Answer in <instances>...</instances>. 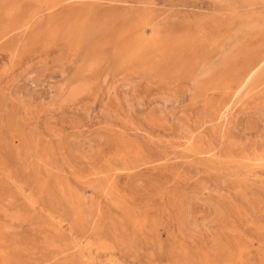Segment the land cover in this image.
<instances>
[{"label": "rangeland", "instance_id": "374dc122", "mask_svg": "<svg viewBox=\"0 0 264 264\" xmlns=\"http://www.w3.org/2000/svg\"><path fill=\"white\" fill-rule=\"evenodd\" d=\"M15 2L0 0L1 11L13 16L29 14L39 4V11H44L40 16L42 23L49 17L60 20L78 9L88 15L89 22H95L113 5L117 11L128 12V17L142 12L144 19L139 21H147V35H151L154 26L175 27L173 41L180 42V59L163 62L162 68H141L136 61L109 53L100 67L86 72V57L90 58L112 29L126 24V16L117 20L110 16L104 20L103 29L86 32L78 52L62 66V39L54 44L43 37L31 41V27L25 36L12 35L2 40L4 43L0 41V264H212L206 258L217 253L211 248L221 236L223 242L237 238L244 242L247 264H264V156L251 149L241 152L232 145L231 138L244 137L251 130L252 117L245 111L258 99L261 85L248 99L251 104H232L233 108L229 106L223 117L217 114L228 101L223 92L236 91L249 65L255 64L257 54L264 51V0ZM50 5L53 8L47 10ZM237 42L241 43L243 54L221 64L225 51ZM24 44H29L27 52L21 51ZM15 49H19L15 63L2 72L11 55L9 51ZM208 63H215L218 68L206 74ZM42 65L47 69L39 76L35 69ZM80 78L89 79L90 88L77 100L68 102L65 90ZM129 83L135 108L131 120L125 121L113 91L115 87L126 88ZM220 83L222 86L218 87ZM162 97L171 98L165 103L168 114L173 112L174 117L169 115L166 122L160 123L152 118L150 109L164 101ZM20 99L32 105V116L22 128L15 123ZM181 115H186L191 127L197 126L207 136L211 134L219 143L218 148L209 152L180 141L176 132ZM224 130L231 135L223 136ZM24 138L32 144L29 150ZM120 141L128 144L121 149L117 146ZM45 192L53 199L51 202ZM52 193H59L60 198ZM55 199H62L63 206L67 204L69 208L57 206ZM91 200L99 205H93ZM220 205L230 217H220ZM177 208L179 213L181 209L186 211L187 226L181 225ZM109 224L111 233L107 230ZM182 247L189 250L182 251Z\"/></svg>", "mask_w": 264, "mask_h": 264}, {"label": "bare ground", "instance_id": "6f19581e", "mask_svg": "<svg viewBox=\"0 0 264 264\" xmlns=\"http://www.w3.org/2000/svg\"><path fill=\"white\" fill-rule=\"evenodd\" d=\"M16 0H14L15 2ZM36 1V0H35ZM62 1V0H61ZM64 1V0H63ZM67 1V0H66ZM93 1V0H92ZM13 2V1H11ZM20 2V1H19ZM17 2V3H19ZM34 3V1H32ZM60 2V1H59ZM3 3V2H2ZM16 3V2H15ZM16 3V4H17ZM37 3V2H36ZM64 3V2H63ZM97 3V2H96ZM4 4V3H3ZM2 4V6L5 8V6ZM7 4V3H6ZM5 4V5H6ZM12 4V3H11ZM15 4V5H16ZM31 4V3H30ZM29 4V5H30ZM38 4V3H37ZM59 3H55L54 6L58 5ZM91 4V3H90ZM14 5V6H15ZM19 5H21L19 3ZM9 6V5H7ZM11 6V5H10ZM25 6V5H24ZM39 6V4H38ZM36 7L35 9L32 10V12H30L29 14H18L17 16H13L12 14L8 13V12H5L1 11L0 9V41L4 40L5 38L7 37H10L13 35H24L26 34V32L32 27L33 28V31L30 33V38H31V41H34L36 40L37 38H41L43 37L45 39L46 42L48 43H51V44H54L56 43L59 39L63 41V45H64V49L60 51V55H59V65H64L67 61H69L79 50L80 48V45L82 43V40H83V37L85 36V33L86 32H89V31H92V32H97L98 30H101L104 28V20L106 18H109L110 16L114 18V20H117L119 19L120 17H123V16H126V18L128 19L127 22L124 20V22H126V24H122L120 27L116 28V29H112L111 33H109L106 38H104L103 40H101L99 42V44L96 46V50L93 51L92 54H90V58L89 57H86L88 58L87 62L85 63V68L84 70L86 72H91L95 69H97L98 67H100V65L103 63V61L105 60V58L107 57V55L109 53H115L116 56H120L122 58H126V59H129V60H133V61H136L137 64H141V68H158L161 63H165L167 62L168 64V61H176L178 62L180 57L178 58V54H177V51L179 50V46H180V42H174L173 40V31L175 30V27H171L169 26L168 29H164L162 27H158V26H154L153 27V30H152V33L151 35H147L145 33V27L147 25V21H142L140 22L139 19H144L143 18V13L142 12H139L137 14H135L134 16L130 15V17H128V12L125 13V12H121L119 9V11L116 10V7H114L113 5V9L108 11L106 13L105 16H101V17H97V19L95 20V22H89V17L88 15H86L83 10L81 9H78V10H73L71 11L69 14L67 13V15L64 16V18H61L60 20H55V19H52V17H49L47 19V21L45 23H42L43 20H41L40 17L43 12L39 11V7ZM1 7V6H0ZM2 7V8H3ZM52 7V8H53ZM16 8V7H15ZM14 8V9H15ZM20 8V7H19ZM18 8V9H19ZM45 8V7H43ZM51 5L47 8V10H51ZM93 9V8H92ZM91 9V10H92ZM5 10V9H4ZM8 9H6L7 11ZM10 10V9H9ZM8 10V11H9ZM46 10V11H47ZM90 10V11H91ZM125 10V9H124ZM123 10V11H124ZM12 11V10H11ZM126 11V10H125ZM129 11V10H128ZM14 12V11H12ZM27 12V11H26ZM50 12V11H49ZM92 13V12H91ZM146 18V17H145ZM44 19V18H43ZM124 19V17H123ZM122 19V20H123ZM146 19H149V18H146ZM139 22H138V21ZM149 21V20H148ZM114 23V22H113ZM107 24V23H106ZM117 26V25H116ZM115 26V27H116ZM99 34V33H98ZM173 35V36H172ZM86 37H89V36H86ZM93 37V35H92ZM96 37V36H95ZM12 38V37H11ZM39 38V39H40ZM87 39V38H86ZM91 39V37H89V40ZM5 41V40H4ZM92 41V40H90ZM3 42V41H2ZM39 42V41H38ZM4 43V42H3ZM45 43V42H44ZM264 45V44H263ZM48 46V45H47ZM53 46V45H52ZM110 46H111V49H110ZM233 47L232 48H229L228 50L225 51L223 57L221 58V64H223L224 62H228V59L234 57V56H237V55H240V54H243L242 53V50H243V47L241 45V43L237 42L234 45H232ZM259 46H262L259 45ZM14 47V46H13ZM29 47V44H24L22 47H21V51L23 50H26L27 52V48ZM32 47V46H31ZM30 47V49H31ZM15 48V47H14ZM263 48V47H262ZM12 49V48H11ZM20 49V48H19ZM19 49L16 51V49L13 51H9V53L11 54L10 57H9V60L8 61H5V65L2 67V72L5 71V70H8L7 68L11 67L13 65V62L15 63V59L16 57L18 56V52H19ZM29 49V51H30ZM226 49V48H225ZM264 49V48H263ZM263 49H261L260 51H262ZM8 50V49H7ZM221 50V49H220ZM219 50V51H220ZM257 50L258 47H257ZM245 51V50H244ZM81 52V51H80ZM224 52V51H223ZM8 53V51H7ZM257 54V53H256ZM256 57V56H255ZM6 60V59H5ZM17 61V60H16ZM246 62H248L246 60ZM254 62H256L254 60ZM250 63V62H249ZM83 64V63H82ZM209 64V63H208ZM228 64V63H227ZM251 64V63H250ZM44 65V64H43ZM41 66V67H38V69H35V72L37 73V75H41L42 72L44 71V69H47L45 68V66ZM230 65V64H229ZM228 67H231L229 66ZM233 66V64H232ZM239 66V65H237ZM241 68H243L245 66V64H242L240 65ZM163 66H160L159 68H162ZM137 68V67H136ZM218 67L214 64H209L208 67L206 68L205 70V73L206 74H209V73H213L214 70H216ZM247 68V67H246ZM226 69V67L224 68ZM249 70H247V72L244 74V76H242L241 78V81L238 87V89L234 92H230L231 90H225L223 93H224V97L225 95H227V97L225 99L228 98V101L225 102L221 109L217 112V114H219V116L223 115V113H225V111H227L228 107L232 104H238L239 102H241V104H251L250 101H248V99L251 97L252 95V92L255 90V88L258 86L260 87V89L258 88V93L256 95H258V99L252 103L251 105H249V111H245V115L246 114H249L251 115V126H250V131L244 136V137H239L237 138L236 136H233L232 135V145L237 146L238 150H241V152H244V150H247V149H251L255 154L259 155V156H264V87H262V85L264 86V51L263 52H260L259 54H257V62L253 65H249V68H247ZM230 70V68H229ZM245 70V69H244ZM239 71V70H238ZM6 72V71H5ZM35 72L32 74L34 75ZM226 72H230V71H227ZM242 73V71H240ZM240 72H238V74H240ZM223 74V73H222ZM232 74V73H231ZM231 74H229L228 76V79L230 78ZM32 75H29V76H32ZM203 75V74H202ZM221 75V74H220ZM233 75V74H232ZM201 76V75H200ZM222 76V75H221ZM238 76V75H237ZM202 77V76H201ZM233 78V76H232ZM234 78H237V77H234ZM193 79H197V78H193ZM218 79V77H217ZM220 79V78H219ZM225 79V78H224ZM223 79V80H224ZM227 79V78H226ZM231 79V78H230ZM199 80V79H198ZM222 80V81H223ZM236 80V79H235ZM240 80V79H239ZM217 81V80H216ZM228 81V80H227ZM231 81V80H229ZM233 81V80H232ZM225 82V80H224ZM238 82V81H237ZM238 82V83H239ZM191 83V82H190ZM199 83V82H197ZM229 83V82H227ZM231 83V82H230ZM195 84H196V81H195ZM90 85H91V82L89 79L87 78H80L78 79L77 81H75L73 84H71L69 87H67V89L65 90V95H66V100H68V102L70 101H75L77 100L80 96H82L89 88H90ZM217 85V84H216ZM215 85V86H216ZM131 84L129 83V85L126 87V88H117L115 87L114 88V95H115V100L117 102V105L119 107V110H120V114L123 116L122 118L125 120V121H130L132 116H133V110L135 108V102L133 101V96L131 97L130 94H129V89ZM196 86V85H195ZM215 86H214V89H215ZM218 87L222 86L221 83L220 85H217ZM223 86H227V85H224L223 83ZM230 86V85H229ZM64 88V87H63ZM190 88V87H189ZM232 88V87H231ZM227 89V88H226ZM230 89V88H229ZM57 90V89H56ZM224 90V89H223ZM222 90V91H223ZM234 90V89H233ZM59 91V90H57ZM229 91V92H228ZM51 92V91H50ZM61 92V91H60ZM16 93V92H15ZM57 93V92H55ZM222 93V94H223ZM256 93V92H255ZM254 93V94H255ZM60 93H58L59 95ZM253 94V96L255 97V95ZM15 95V94H14ZM56 95V94H55ZM57 95V96H58ZM60 96V95H59ZM168 97H171V96H168ZM168 97H162V99L164 98V101L162 100L160 103H156L154 104L151 109H150V114L152 116L153 119H155L157 122H160V123H163V122H166L168 120V117L169 115H173V112L170 111L171 114H168V111L166 109V103H165V100H170L171 98H168ZM223 98V97H222ZM256 98V97H255ZM14 99V98H13ZM64 99V98H63ZM254 99V98H253ZM221 102V101H220ZM224 102V101H223ZM253 102V101H252ZM139 103V102H138ZM142 104V103H141ZM140 103L138 105H141ZM212 103H210L211 105ZM216 104V103H215ZM218 104V103H217ZM220 104V103H219ZM136 105V106H138ZM18 108H19V111L16 112L15 114V123L17 124V127L19 128H22V127H25L24 124H25V120L27 118L30 119V116H32V105L30 104V102H27L26 100H19L18 104H17ZM212 106V105H211ZM217 106V105H215ZM214 104L212 107H215ZM219 106V105H218ZM234 106V105H232ZM230 106V107H232ZM220 107H218L219 109ZM233 108V107H232ZM20 110H23L22 112H20ZM214 111V109L212 110ZM109 115V114H108ZM171 115V116H172ZM183 118H187L186 115H181ZM174 117V116H172ZM180 117V116H179ZM178 119L177 122L180 123L179 127H178V130L176 132V136L178 139H183L185 141V143H189V144H192L194 146H196V148H201V149H204L206 151H214L216 150V148H218L217 144L219 145V143L216 144L215 142V139L210 135H206L205 133L201 132L200 130H198V127L195 126V127H191L190 123H188V121L184 118V119ZM223 117V116H222ZM60 118V117H59ZM178 118V117H177ZM220 118V117H219ZM61 119V118H60ZM172 119V118H171ZM216 119H218L216 117ZM123 120V121H124ZM172 121V120H171ZM176 122V121H175ZM248 123V122H247ZM131 124V123H130ZM27 125V124H26ZM57 125V124H56ZM250 125V124H249ZM194 126V125H192ZM200 127V126H199ZM227 127V125H226ZM228 127H231L228 126ZM18 128V129H19ZM201 129V128H200ZM231 129V128H230ZM235 129V128H234ZM198 130V132H197ZM225 131V134L223 136H227V135H231L228 131L226 132ZM234 131V130H233ZM232 131V133H233ZM23 132V130H22ZM21 132V133H22ZM231 132V130H230ZM197 133V134H196ZM209 133V132H208ZM207 133V134H208ZM175 134V133H174ZM236 134V133H235ZM234 134V135H235ZM19 135V134H18ZM25 137V135H24ZM103 138V137H102ZM176 138V137H175ZM20 139H21V136H20ZM182 140V142H183ZM24 141H25V144H26V147L29 148L32 146L31 142L29 139L27 138H24ZM127 141H120L118 142L117 146L120 147L121 149H123L126 145H127ZM26 148V149H27ZM33 149V148H32ZM119 150V149H118ZM203 151V150H202ZM248 152V151H247ZM53 154V153H52ZM40 155V154H39ZM246 155V153H245ZM38 156V155H37ZM41 156V155H40ZM242 157V156H241ZM32 159V158H30ZM36 160V159H35ZM37 161V160H36ZM35 161V162H36ZM28 162V160H27ZM33 162V161H32ZM38 162V161H37ZM31 163V162H30ZM33 164V163H32ZM28 165V164H26ZM70 165V164H69ZM40 166V165H39ZM38 166V168H39ZM35 167V166H33ZM37 168V167H36ZM35 170V169H34ZM38 170V169H37ZM36 170V171H37ZM112 172V171H111ZM90 173V172H89ZM260 173V172H259ZM109 174V173H108ZM114 175V173H111ZM100 176V175H99ZM103 176V175H102ZM96 177V176H95ZM105 177V176H103ZM37 178V177H36ZM35 178V179H36ZM92 178V177H91ZM108 178L111 180V177L108 176ZM34 179V180H35ZM103 179V178H102ZM113 179V177H112ZM89 180V179H88ZM92 180V179H90ZM96 180V178H94L93 182ZM102 181H105V180H102ZM113 181V180H112ZM31 182V181H30ZM34 182V181H33ZM87 182V181H86ZM84 182V183H86ZM90 182V181H89ZM143 182V181H142ZM36 183V182H34ZM39 183V182H38ZM97 183V181H96ZM107 183V182H106ZM139 183V182H138ZM33 184V183H32ZM31 184V185H32ZM88 184V183H87ZM105 184V183H104ZM137 184V183H136ZM140 184V183H139ZM143 184V183H142ZM34 185V184H33ZM52 185V184H51ZM56 185V184H55ZM66 185V184H65ZM64 185V186H65ZM92 185V184H91ZM95 185V184H93ZM43 186V185H42ZM53 186V185H52ZM51 186V187H52ZM68 186V185H67ZM66 186V187H67ZM97 186V185H96ZM99 186V185H98ZM138 186V185H137ZM49 186V188H51ZM57 187V185H56ZM107 187H108V183H107ZM263 187V186H262ZM52 188H55L54 186ZM40 189H41V185H40ZM39 189V190H40ZM68 188H66V191H67ZM107 189H110L109 187ZM49 190V189H48ZM57 189L54 190V192H57L56 191ZM106 190V189H105ZM50 191V190H49ZM53 191V189H52ZM64 191V190H63ZM75 190L73 189V192ZM110 191V190H109ZM262 191V189H261ZM78 192V191H77ZM47 192H45V195H46ZM67 193V192H66ZM75 193V192H74ZM113 194V192H110ZM263 193V191H262ZM48 194V193H47ZM51 194V192H50ZM77 194V193H75ZM116 194V193H115ZM53 195V193H52ZM56 196L59 195V193L55 194ZM55 195H53V197H56ZM107 195V194H105ZM114 195V194H113ZM195 195V194H194ZM252 195V194H251ZM254 195V194H253ZM255 195H257V192L255 193ZM49 198H50V202L51 200V197L50 195L48 194ZM83 196V195H81ZM248 196V195H247ZM260 196V195H259ZM47 197V196H46ZM52 197V198H53ZM58 198H60L59 196H57ZM56 197V198H57ZM107 197V196H106ZM110 197H114V196H110ZM116 197V196H115ZM249 197V196H248ZM255 197V196H254ZM264 197V196H263ZM42 198H44L42 196ZM84 198H86L84 196ZM246 198V197H245ZM253 198V196H252ZM260 199V197H258ZM14 200V198H11ZM48 199V198H47ZM79 199V198H78ZM83 199V197H82ZM94 199V197H93ZM248 199V198H247ZM257 198L255 197V201H258V199L256 200ZM62 200V199H61ZM61 200H58L55 199V202L57 204V206L60 204H62V201ZM74 201V198L72 199ZM81 200V199H80ZM110 200V199H109ZM251 200V199H250ZM262 200V198H261ZM264 200V199H263ZM71 201V202H73ZM84 201V200H83ZM82 201V202H83ZM92 202L94 200H91ZM182 201V199L180 200ZM53 202V201H52ZM91 202V203H92ZM248 202V200H247ZM259 202V201H258ZM256 202V205L257 203ZM262 202V201H261ZM183 203V202H182ZM252 203V201H251ZM255 203V202H254ZM253 203V204H254ZM260 203V202H259ZM65 204V203H64ZM80 204V203H79ZM93 205H96L97 204H94V202L92 203ZM179 205V202L177 203ZM176 204V205H177ZM181 204V203H180ZM221 204V203H220ZM231 204V203H230ZM250 205V206H253ZM81 205V204H80ZM99 205V204H98ZM184 205V203H183ZM182 205V206H183ZM259 205V204H258ZM257 205V206H258ZM63 206V204L61 205ZM64 206H68L67 204L64 205ZM63 206V207H64ZM82 206V205H81ZM182 206H177V207H182ZM224 206V205H223ZM222 205H220V209H219V213L220 214V217H223L225 215H228V211L225 207H223ZM233 206V204H232ZM256 206V207H257ZM260 206V205H259ZM61 207V208H63ZM86 207V206H84ZM82 206V208H84ZM185 207V205H184ZM254 207V206H253ZM60 208V207H59ZM69 208V206H68ZM81 208V207H80ZM94 208H97V207H94ZM100 208V207H99ZM236 208L233 206V209ZM238 208V207H237ZM258 208V207H257ZM58 209V207H57ZM102 209V208H101ZM186 209V208H185ZM191 209V208H190ZM232 209V208H230ZM64 210V208H63ZM70 210V209H69ZM86 209H84L85 211ZM95 210V209H94ZM178 210V214H180V218L181 220L180 223L181 225L183 226L185 224V210H180V213H179V208H177ZM242 210V209H241ZM34 211V210H33ZM66 211V210H65ZM68 211V210H67ZM71 211V210H70ZM69 211V212H70ZM103 211V210H102ZM235 211V210H234ZM9 212H11L9 210ZM64 212V211H63ZM73 212V211H72ZM71 212V213H72ZM177 212V211H176ZM237 212V211H235ZM64 213H67V212H64ZM74 213V212H73ZM13 214V213H12ZM18 214V212H17ZM68 214V213H67ZM82 214V213H81ZM91 214V213H90ZM97 214V213H96ZM106 213H104V216ZM237 214H240V213H237ZM5 215V214H4ZM16 215V214H14ZM101 215L102 212H101ZM100 215V216H101ZM230 215V214H229ZM228 215V216H229ZM71 216V214H70ZM93 216V215H92ZM99 216V217H100ZM108 216V214H107ZM106 216V217H107ZM187 216V215H186ZM226 216V217H228ZM241 216V215H240ZM20 217V216H19ZM110 217V216H109ZM230 217V216H229ZM242 219L244 218L243 215L241 216ZM246 217V216H245ZM88 218V217H87ZM91 218V217H90ZM98 219V217H96ZM105 218V217H104ZM108 218V217H107ZM178 218V217H177ZM224 218V217H223ZM70 219V218H69ZM92 219V218H91ZM101 219V218H100ZM179 219V218H178ZM228 219V218H227ZM106 220V219H105ZM104 220V221H105ZM246 220V219H245ZM16 221V220H14ZM102 221V220H101ZM99 221V222H101ZM108 221V220H107ZM111 221V220H110ZM108 221V222H110ZM226 221V220H225ZM228 221H231L228 220ZM226 221V224L227 222ZM232 221H234L232 219ZM243 221V220H242ZM87 222V221H86ZM236 222V221H234ZM248 222V221H247ZM103 223V221H102ZM231 223V222H230ZM229 223V224H230ZM87 223H85L86 225ZM107 224V223H106ZM105 224V225H106ZM113 224V223H112ZM188 224V223H187ZM228 224V226H229ZM233 224V223H232ZM235 224V223H234ZM88 225V224H87ZM86 225V226H87ZM103 225V224H102ZM110 225V224H109ZM186 225V224H185ZM231 225V224H230ZM237 225V224H236ZM235 225V226H236ZM89 226V225H88ZM100 226V225H99ZM104 226V225H103ZM108 226V224H107ZM187 226V225H186ZM234 226V225H233ZM232 226V227H233ZM58 228V227H57ZM90 228V226H89ZM110 232V229H111V225H110V228L107 227ZM184 228V227H183ZM186 228V227H185ZM186 229H189V228H186ZM231 228V227H230ZM230 228H229V231H230ZM54 229V228H53ZM76 229V228H74ZM103 229V227H102ZM105 229V228H104ZM103 229V230H104ZM232 229V228H231ZM234 229V228H233ZM240 229V227H239ZM62 230V229H61ZM182 230V229H181ZM235 230V229H234ZM60 231V230H57V232ZM187 231V230H186ZM184 231V232H186ZM189 231V230H188ZM187 231V232H188ZM242 231V230H241ZM75 232V230H74ZM79 232V231H77ZM106 232V231H104ZM108 232V233H109ZM181 232V231H180ZM62 233V232H60ZM107 233V232H106ZM111 233V232H110ZM156 233V232H155ZM234 233V232H233ZM118 234V233H117ZM184 235V233H182ZM228 234V237H229V233ZM241 234V232L239 233ZM237 234V236L239 235ZM120 235V234H119ZM187 234H185L186 236ZM222 235H223V232H222ZM225 235V234H224ZM223 235V236H224ZM235 235V234H234ZM84 236V235H83ZM188 236V235H187ZM221 236V235H220ZM218 236V237H220ZM231 236V235H230ZM56 237V236H55ZM100 237V236H98ZM103 237V236H102ZM115 237V236H114ZM226 237V235H225ZM227 237V239H228ZM233 237V236H232ZM244 237V236H243ZM105 238V237H104ZM118 238V237H117ZM224 238V237H223ZM231 238V237H230ZM237 238V237H235ZM49 239V238H48ZM101 239V238H100ZM116 239V238H115ZM120 238H118V241L120 242L119 240ZM149 239V238H148ZM226 239V240H227ZM232 239V238H231ZM239 238H237L236 240H230L228 239L229 242L225 241L223 242L222 240V236L221 238H217L215 240V243H214V249L211 248L212 250L216 251L217 253L216 254H212V255H208V257L206 259L209 260V263H212V264H247L248 260L246 259L245 257V251H246V246L243 244L244 242H241V239L240 241H238ZM244 239V238H243ZM242 239V240H243ZM60 240V239H58ZM117 240V239H116ZM155 240V239H154ZM13 241V240H12ZM49 241V240H47ZM47 241H44V242H47ZM76 241V240H75ZM115 241V240H114ZM245 241V240H244ZM1 242V241H0ZM104 242V241H103ZM106 242V241H105ZM118 242V243H119ZM150 242V240H149ZM211 242H213L211 240ZM114 243V242H113ZM121 243V242H120ZM151 243V242H150ZM63 244V242H62ZM73 244V243H72ZM180 243H178L179 245ZM248 244V243H246ZM116 245V244H115ZM175 245H177L175 243ZM184 245V244H183ZM182 245V246H183ZM213 245V244H212ZM74 246V245H72ZM124 245H122L123 247ZM250 246V244L248 245ZM13 247V246H12ZM66 247H69V245H67ZM126 247V246H125ZM179 249L180 247L177 246ZM184 247H186L184 245ZM211 247V246H210ZM209 247V248H210ZM73 248V247H71ZM207 248V251L208 249ZM259 248V247H258ZM187 248H184L182 247V251L183 250H186ZM263 249V248H261ZM59 250V249H58ZM189 250V249H187ZM206 250V249H205ZM210 250V249H209ZM211 250V251H212ZM258 250V249H257ZM50 251V250H49ZM64 251V250H63ZM206 251V252H207ZM212 251V253L214 252ZM10 252V251H9ZM188 252V251H187ZM195 252V251H194ZM193 252V254H194ZM203 252V251H202ZM248 252V249L246 251V253ZM262 252V251H261ZM13 253V252H12ZM47 253V252H46ZM60 253V252H59ZM209 253V251H208ZM61 254V253H60ZM190 253H188L189 255ZM187 255V253H186ZM185 255V256H186ZM192 255V254H191ZM195 255V254H194ZM49 256V255H48ZM202 256H204V252L202 254ZM250 256V255H249ZM248 256V257H249ZM262 256V255H261ZM41 257V256H40ZM51 257V256H50ZM187 257V256H186ZM259 257V256H258ZM44 258V257H43ZM188 258V257H187ZM189 258H194L193 256L192 257H189ZM204 258V257H203ZM262 258V257H261ZM10 259V258H9ZM41 259V258H40ZM179 260V258H177ZM176 259V260H177ZM186 259V258H185ZM205 259V260H206ZM260 259V258H259ZM263 259V258H262ZM197 260V259H196ZM48 261V260H47ZM195 261V259H194ZM261 261V260H259ZM180 263V260L178 261ZM191 262V260H190ZM196 262V261H195ZM20 263V262H19ZM18 263V264H19ZM25 263V262H24ZM175 263V262H174ZM177 263V261H176ZM32 264V263H31ZM34 264V263H33ZM194 264V263H193ZM205 264V263H204ZM208 264V263H207Z\"/></svg>", "mask_w": 264, "mask_h": 264}]
</instances>
